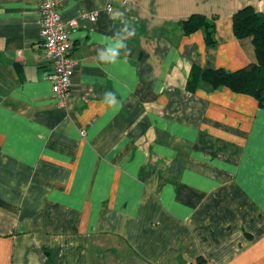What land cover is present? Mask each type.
Returning a JSON list of instances; mask_svg holds the SVG:
<instances>
[{
	"label": "crops",
	"instance_id": "obj_1",
	"mask_svg": "<svg viewBox=\"0 0 264 264\" xmlns=\"http://www.w3.org/2000/svg\"><path fill=\"white\" fill-rule=\"evenodd\" d=\"M38 2L0 0V264H264V105L226 87L187 89L195 66L256 62L232 15L264 14V0H59L78 23L61 105ZM114 10L135 35L130 55L105 64L97 52L121 27ZM193 14L213 23L214 46L202 30L183 33Z\"/></svg>",
	"mask_w": 264,
	"mask_h": 264
},
{
	"label": "trees",
	"instance_id": "obj_2",
	"mask_svg": "<svg viewBox=\"0 0 264 264\" xmlns=\"http://www.w3.org/2000/svg\"><path fill=\"white\" fill-rule=\"evenodd\" d=\"M181 29L186 35L202 30L206 47L215 44L214 25L203 15H191L181 22ZM232 29L236 39L251 38L256 62L233 72L221 68L200 69L195 66L188 80L187 89L194 90L200 82L213 90L226 87L233 93L252 96L262 107L264 105V14L255 12L250 6L243 7L232 15ZM46 263L51 264V260L47 259ZM198 264L204 263L199 261Z\"/></svg>",
	"mask_w": 264,
	"mask_h": 264
},
{
	"label": "built area",
	"instance_id": "obj_3",
	"mask_svg": "<svg viewBox=\"0 0 264 264\" xmlns=\"http://www.w3.org/2000/svg\"><path fill=\"white\" fill-rule=\"evenodd\" d=\"M111 9L110 5L106 6L107 12ZM37 12L40 15V46L43 58L50 68L48 79L51 92L58 105H61L70 94L71 81L77 65L74 45L68 33L77 28L78 23L76 19H62L59 0H39ZM97 17V12L80 14V18H87L92 22ZM80 134L84 137L85 131Z\"/></svg>",
	"mask_w": 264,
	"mask_h": 264
},
{
	"label": "clouds",
	"instance_id": "obj_4",
	"mask_svg": "<svg viewBox=\"0 0 264 264\" xmlns=\"http://www.w3.org/2000/svg\"><path fill=\"white\" fill-rule=\"evenodd\" d=\"M124 17V12L119 10H114L111 13L110 19L113 22L119 21L121 27L117 28L111 37H105V40H107L108 43L97 52V59L99 62L115 64L122 52L125 55H130L131 50L128 48L126 42L135 35V28L130 25ZM103 99L109 107L115 111L119 110L120 103L117 100L115 93L111 91L105 92Z\"/></svg>",
	"mask_w": 264,
	"mask_h": 264
}]
</instances>
